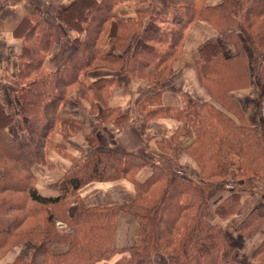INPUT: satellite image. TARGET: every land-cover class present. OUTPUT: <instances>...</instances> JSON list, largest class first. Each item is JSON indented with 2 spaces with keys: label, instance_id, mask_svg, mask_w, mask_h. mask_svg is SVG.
I'll return each instance as SVG.
<instances>
[{
  "label": "trees",
  "instance_id": "obj_1",
  "mask_svg": "<svg viewBox=\"0 0 264 264\" xmlns=\"http://www.w3.org/2000/svg\"><path fill=\"white\" fill-rule=\"evenodd\" d=\"M123 3L135 4L133 19L119 16L117 9ZM143 4L142 0H70L55 13L54 23L38 11L27 12L18 21L13 35L22 40V51L16 58V76L13 88L0 93V218H11L0 229V258L22 245L29 246L30 254L18 255L10 264H108L116 254L128 256L114 264H151L154 251L167 264H264V240L252 259L242 263L233 257L234 246L220 227L208 218L211 207L219 220L243 207L237 188L216 185L218 179L234 187L237 182L256 183L253 188L264 191V122L247 124L231 96L247 88L254 77L256 90L264 88V0H222L214 6L205 0H163L156 13L152 8L148 13ZM146 18L157 25L144 26ZM197 20L217 32L198 46L194 61L197 81L211 102L197 103L182 95L180 106L162 107L164 82L173 74L186 32ZM70 32L75 33L71 50L55 69H45L46 57ZM137 32L140 44L129 60L105 53L110 38L119 51L120 42L130 41V33ZM221 41L233 50L231 56L222 54ZM117 62V71L106 66ZM98 68L146 71V80L157 79L148 82L152 94L137 109L143 125L157 117L178 122L168 144L158 143L170 157L159 159L146 146L135 151L117 144L102 146L94 132L84 134L87 150L79 159L71 158L72 170L57 181L56 194L43 195L36 188L34 167L48 165L49 151L63 152L62 145L54 143L58 136L66 140L83 133L80 122L59 119L57 114L73 90L90 110L89 99L96 100L94 107L101 108L99 126L110 113H117L112 119L117 128L129 121V115L109 105L115 78H88V72ZM17 117L27 134L25 141L19 138ZM180 148L196 164L197 179L178 168ZM120 179L134 187L126 205L88 207L78 197V190L89 183ZM72 204L76 210L69 217ZM120 212L134 217L138 236L129 247L117 250L114 234ZM235 231L247 238L264 233V213L249 208Z\"/></svg>",
  "mask_w": 264,
  "mask_h": 264
},
{
  "label": "crops",
  "instance_id": "obj_2",
  "mask_svg": "<svg viewBox=\"0 0 264 264\" xmlns=\"http://www.w3.org/2000/svg\"><path fill=\"white\" fill-rule=\"evenodd\" d=\"M156 3V11L160 12L163 8V0ZM222 0H205L208 6L219 4ZM70 0H0V93L7 94L13 88V81L16 76V58L22 51V40L13 35V31L27 12L38 11L49 22L54 23L55 13L68 5ZM122 19H133L135 13L132 9L120 6L117 9ZM217 36L209 24L203 21H195L186 32L182 53L173 64V75L164 82V90L159 97L162 107L176 108L180 106L182 95L197 103L211 102V99L196 78L194 61L197 58V48L204 41ZM75 33L70 32L61 42L55 46L52 52L44 61V68L53 70L63 60L71 50V40ZM220 47L222 54L229 57L233 50L226 43L221 41ZM105 53L116 55L114 39L110 38L106 44ZM120 55V54H119ZM89 79L99 77L115 78V83L111 87L109 105L118 107L126 111L135 109L141 100L152 94V89L147 81L135 79L125 73H118L109 69L98 68L88 72ZM251 83L247 88L235 91L231 96L236 100L244 113L245 120L250 126H257L255 116H251L246 101L251 97ZM253 96V95H252ZM247 104V105H246ZM100 107H96L98 111ZM101 112V111H100ZM264 112V110H263ZM59 119H74L82 124L83 133H78L64 140L57 137L54 143H60L63 147L61 154L50 153L48 158L49 170L43 172L39 166L34 167L36 175V188L43 195H55V184L65 174L72 170L71 158L79 159L82 152L87 150V143L84 134L95 133L98 143L102 146H121L127 151H135L142 146H146L148 153L157 157L163 153L158 149V143L164 140L168 144V138L178 127V122L168 117H157L150 119L146 124L138 123L137 115L130 116L129 124L120 130H115L110 124L101 125L98 128L97 116L90 111L89 103L80 98L78 90H73L58 108ZM100 114V113H99ZM98 114V115H99ZM21 121V118H19ZM18 121V120H17ZM21 129V128H20ZM183 149L177 151V162L180 168L192 179H197V167L189 161V157ZM48 169V168H47ZM53 192V193H52ZM133 194L132 185L124 181L116 182H92L78 190V195L85 206L92 207L97 205L122 206L125 201ZM243 205L249 195L239 193ZM258 196V195H257ZM256 212L264 213V204L255 207ZM76 207L73 205L68 209V216L72 217ZM243 215H234L225 221L219 220L210 208L208 218L216 223L226 240L234 246V253L237 258L251 260L253 253L264 240V233L258 232L251 238L239 237L235 228L243 219ZM231 224V228L228 226ZM138 236V225L134 217L129 213L120 212L117 216L114 247L117 250L129 247ZM236 246L238 248H236ZM25 247L12 249L5 257L0 260V264L12 263L18 255L26 257ZM233 253V254H234ZM127 254L114 255L108 264H114ZM134 264H144L137 261ZM151 264H167L165 258L158 252L152 254Z\"/></svg>",
  "mask_w": 264,
  "mask_h": 264
},
{
  "label": "rangeland",
  "instance_id": "obj_3",
  "mask_svg": "<svg viewBox=\"0 0 264 264\" xmlns=\"http://www.w3.org/2000/svg\"><path fill=\"white\" fill-rule=\"evenodd\" d=\"M160 3V1H158V0H142V3H144L143 5H144V7H146V8H148L147 9V12L149 13L150 12V10H151V8H152V10H153V12H157L156 11V3ZM123 4H125L124 6L126 7V8H129V9H132V6H135V4L134 3H123ZM138 4V3H137ZM168 17H169V15H168ZM155 26V25H157L155 22L154 23H151L150 21H148L147 20V18L145 19V21H144V26H149V27H151V26ZM162 25V24H161ZM165 24H163L162 26H164ZM132 29H128V33H129V31H131ZM125 33H127V32H125ZM124 33V34H125ZM127 33V34H128ZM131 35H130V39H131V37H132V39L130 40V41H125V42H120V47H119V51H117V53L118 54H120V55H122V57L123 58H125L126 60H129L130 58H129V56L130 55H132V54H134V52H135V50L138 48V46H139V44H140V36H139V33L137 32L136 33V35H133L132 33H130ZM128 39H129V37H128ZM118 62L116 63V64H113V66L112 65H110V64H107L106 66H107V68H109V69H114V70H116L117 71V68H118ZM127 73L128 74V76H130V77H133V78H135V79H139V80H144V81H147V82H156L157 83V79H154V80H152V79H149V81L148 80H146V77H147V75H146V71H144V72H140V73H129V69L127 68V69H125L124 70V72H122V73ZM163 73H165V71L163 72ZM173 75V74H172ZM171 75V76H172ZM171 76L169 77V79L171 78ZM256 78L254 77V78H252V80H251V88H252V91L253 90H255L254 91V94H253V92H252V95H251V97L248 99V101H246V103L248 104V110H249V112H250V114H251V116H255V119L257 120V123H256V125H260L261 123H263L264 122V112H263V110H264V88L263 87H261V88H258L257 90H256ZM259 98H261V99H259ZM9 101H11V97L9 96ZM90 100V103H91V106H92V108H91V113L94 115V116H97V118L99 117V113H100V111H101V109H99L98 111L96 110V108L94 107V103L96 102V100H93V97H91V99H89ZM246 104V105H247ZM138 105H137V107L135 108V109H130V110H126V111H123V109H121L120 108V112H123V113H125V114H127V115H129V116H133V115H137V117H138V123L140 124V125H143L142 124V119H141V117L139 116V113L140 112H138ZM216 108L217 109H219V110H222V108L220 107V106H217L216 105ZM101 114V113H100ZM116 114L117 113H110L109 114V118L107 119V120H104L103 121V124H101V125H106V124H110L111 125V127L113 128V129H115V130H120V129H122L123 127H125V126H127L128 124H129V122H130V120H131V117L129 118V121L124 125V126H122V127H116V126H114V124H112V119H114V117L116 116ZM20 117H17V120L18 121H16V128L20 131V135H19V138H20V140H22V141H25L26 140V138H27V134L25 133V132H23L22 131V125H21V121H20V119H19ZM98 120H100L99 118L97 119V122H98ZM97 125H98V123H97ZM100 126L98 125V128H99ZM21 128V129H20ZM58 132H56V134H57ZM58 136V135H57ZM59 137V136H58ZM158 149H159V151H161L163 154L161 155V156H157L159 159H163V160H167V159H169V157H170V155L166 152V151H164V150H162V148L160 147V145H158ZM54 151V152H53ZM55 153V154H61L62 152H60V151H56V150H51V151H49V153L47 154V161H48V158L50 157L49 156V154L50 153ZM186 154V153H185ZM189 161L193 164V165H195L196 166V164H194V162L189 158ZM177 166H178V168H180V166H179V164H178V162H177ZM39 167H40V170L41 171H43V172H47V170H49V165H39ZM197 167V166H196ZM48 168V169H47ZM181 169V168H180ZM182 170V169H181ZM197 172H198V170H197ZM0 174H1V170H0ZM217 180V179H216ZM118 181H124V182H127L128 184H130V185H132V183H130L128 180H126V179H120V180H117V182ZM114 182H116V181H114ZM216 183V185L217 184H223L224 186L226 185L227 187H229V188H237L236 190H238L237 192H241V193H245V195H249L246 199H245V201H244V203H243V207H241V209H240V211H239V213L238 214H236V215H243V214H245L246 213V211L249 209V208H255L257 205H261V204H264V191L262 190V188H260V187H257L256 189H254L253 187H256V183L255 184H252V183H247L246 181L245 182H237V183H235V187L234 186H231V184H230V182H228V181H226V180H220V179H218L217 181H215ZM101 183H104V182H101ZM260 183V182H259ZM260 186V185H259ZM132 187H133V185H132ZM53 193V192H52ZM133 194H134V187H133ZM133 194H132V196H133ZM258 195V196H257ZM131 196V197H132ZM78 197H79V195H78ZM130 197V198H131ZM130 198H128L126 201H125V203H124V205H126L128 202H129V200H130ZM79 199H80V197H79ZM81 200V199H80ZM75 206V204H72V205H70L69 206V208L71 207V206ZM76 207V206H75ZM68 208V209H69ZM11 221V218L10 217H1L0 218V229H2L3 227H5L9 222ZM222 221H225V220H222ZM230 224V223H229ZM57 226H58V228L59 229H64V225H60L59 223H57ZM229 228H231V224L228 226ZM239 237H241V236H239ZM245 238H247V237H245ZM18 247H25L26 249V251H27V255H26V257L28 258L29 257V254H30V248H29V246L28 245H22V246H18ZM236 248H238L237 246H236ZM12 250V249H11ZM11 250H9L7 253H9ZM7 253H5L1 258H0V260L3 258V257H5L6 255H7ZM233 257L236 259V260H238V261H240V262H242V263H247V262H249L250 260H246V258H237L236 256H235V253L233 254Z\"/></svg>",
  "mask_w": 264,
  "mask_h": 264
}]
</instances>
